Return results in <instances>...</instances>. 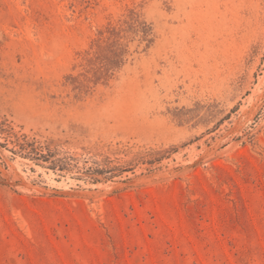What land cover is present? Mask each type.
<instances>
[{
	"label": "rangeland",
	"instance_id": "374dc122",
	"mask_svg": "<svg viewBox=\"0 0 264 264\" xmlns=\"http://www.w3.org/2000/svg\"><path fill=\"white\" fill-rule=\"evenodd\" d=\"M0 264H264V0H0Z\"/></svg>",
	"mask_w": 264,
	"mask_h": 264
}]
</instances>
